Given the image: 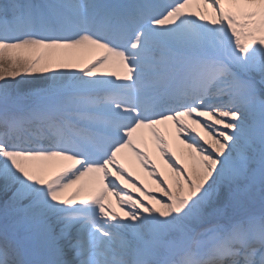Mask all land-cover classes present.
<instances>
[{
    "label": "snow or ice",
    "instance_id": "snow-or-ice-1",
    "mask_svg": "<svg viewBox=\"0 0 264 264\" xmlns=\"http://www.w3.org/2000/svg\"><path fill=\"white\" fill-rule=\"evenodd\" d=\"M0 192V264H264V0H0Z\"/></svg>",
    "mask_w": 264,
    "mask_h": 264
},
{
    "label": "rangeland",
    "instance_id": "rangeland-1",
    "mask_svg": "<svg viewBox=\"0 0 264 264\" xmlns=\"http://www.w3.org/2000/svg\"><path fill=\"white\" fill-rule=\"evenodd\" d=\"M85 58H87V57H85ZM2 195H3V193H2V192H0V197H2Z\"/></svg>",
    "mask_w": 264,
    "mask_h": 264
}]
</instances>
